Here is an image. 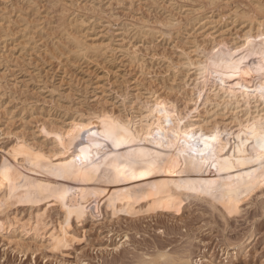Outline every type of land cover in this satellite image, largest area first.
I'll list each match as a JSON object with an SVG mask.
<instances>
[{"label":"rangeland","instance_id":"1","mask_svg":"<svg viewBox=\"0 0 264 264\" xmlns=\"http://www.w3.org/2000/svg\"><path fill=\"white\" fill-rule=\"evenodd\" d=\"M218 1L0 0V160L1 149L18 136L57 153L56 159L61 149L42 125L65 130L79 115L91 117L102 109L139 119L148 132L162 119H152L157 103L187 113L191 130L217 135L211 142L216 150L231 148L239 127L233 112L242 103L221 106L217 97L223 92L214 93L228 77L251 88L259 81L253 61L259 54L258 73L264 70V41L256 39L264 35V0ZM69 32L106 48L79 53ZM202 65L214 68L220 80L211 71L202 76ZM85 136L84 143L67 139L66 152L87 146ZM9 161L11 171L27 175L25 181L65 183ZM157 167L146 179L178 177L177 169ZM209 171L214 168L204 170ZM93 185L111 187L106 181ZM7 187L0 182V264H157L161 253L184 252L191 253L193 264L198 259L200 264H264L259 189L231 215L210 198L193 194L168 204L148 198L114 210L103 205L74 220L67 246L55 248L50 234H59L61 208L48 198L6 201ZM16 219L28 224L26 230L16 229Z\"/></svg>","mask_w":264,"mask_h":264},{"label":"bare ground","instance_id":"2","mask_svg":"<svg viewBox=\"0 0 264 264\" xmlns=\"http://www.w3.org/2000/svg\"><path fill=\"white\" fill-rule=\"evenodd\" d=\"M217 1L218 0H212V3L216 4ZM261 8L263 9V7ZM176 25L177 24H175V26ZM204 26L205 25H203V27ZM66 34L69 35L70 40H72V43L79 53L86 54L90 52H102L106 48L101 45L88 43L83 36L76 35L77 33L75 34L69 32ZM121 52L126 54L128 49H122ZM188 58H190V56ZM255 58L256 63H253L255 67L257 66L255 68V78L257 77L259 80L264 79V70L258 73V71H260L258 69V65L261 62L259 54ZM192 64L194 63H189V65ZM209 71H211V73L216 76V70L214 68H210ZM219 83L221 86L218 88V91L214 93V95L217 97L221 91L223 92V94L217 97L218 104L221 106L224 105L227 108H229V106L234 103L240 104L238 102V94H234L236 93L235 85L237 82H234L230 77H228V82ZM238 84L251 88L244 82H239ZM215 90L216 89L211 91L214 92ZM220 97H222L221 102L219 100ZM252 100L255 101L256 97H252ZM225 107L222 108L225 109ZM238 107L239 106L235 107V109H238ZM240 107V110L233 112L234 119L236 120L235 123L237 122L238 126L242 122L241 113L246 111L243 104H240ZM118 115H116L115 112L111 113L102 109L99 112H94L91 117L85 118L83 115H79V117L72 120L67 129L66 127L63 128L65 130H62V128L52 129L47 126L48 123L47 125H42V128H40L42 129L41 131L52 136L61 149L60 155L56 159L54 157L58 155L57 153V155L54 153L53 155L49 151H45L43 148H36L34 147L36 145H32L26 140V138H20L19 136L9 147L1 149L4 154L0 160V182L3 185L5 184L8 186V194L5 196L6 201L18 199L22 200V202H28L32 199L48 198L51 200V202L61 208L63 217L60 221L59 234L54 232L50 234L55 248H60L65 245V243H67L68 239L71 238L70 229L72 227L73 221H80L84 219L90 209L100 211L104 205L111 210H114L117 206H131L136 202L139 203L140 200L148 198H155L157 201L163 204H168L171 203L176 197H180L182 194L190 195V193L184 189L177 187V185L186 181L217 180L221 184L227 183L231 185L238 182L237 178H240L239 183L241 184L247 180L245 175L247 165L240 164L238 166L235 163V161L242 160L245 154L249 151V145L247 143L240 144V140L243 139V137L239 136L238 126V129L235 128L237 132L234 133L235 135L233 136H236V140H234L231 148L226 149L225 147L222 148L221 146L216 150L217 166L214 168V171H212L214 172L213 174H211V171L208 172L209 174H205L204 170L196 171L191 169L187 172H183V158L177 160L175 157H168L166 154L159 157L149 155V151L155 153L156 149L154 146L147 143L144 145V154H140L139 151L132 152L131 150H126L125 145H121L119 148L111 147L114 150H112L114 155L110 159L108 154V159L103 161V167H92L87 172L81 171L80 165L75 162V158L72 156L73 152L70 154L66 152L68 149L66 145L67 139L81 141L80 137L82 134H84V143L86 141L85 135L94 129L96 125H100L99 132L104 131L103 117L108 116L114 120L124 119ZM17 135L18 134H16V136ZM9 160L16 162L17 165L19 164L21 167L27 170H31L35 173L43 175L50 174L52 176V170L55 168L59 170V172L65 177L63 179L65 183H51L38 177L25 181V177L27 176L25 173H22L23 176L21 177L16 172L10 170V165L12 164ZM157 166H159L161 169L167 168V170L170 167L177 169L176 174L178 177L172 178L171 180L146 179L145 176L157 170ZM217 169H219V171ZM134 170L137 172V175L134 174ZM228 175L232 176L231 181H227L226 178ZM53 176L55 177V175ZM56 178H58V176H56ZM105 178H107V180ZM96 181L109 182L111 187L94 186L93 182ZM252 194L244 197L238 204L232 205L231 213L238 211L240 208V203ZM60 197H63V199H60ZM2 201L3 200L0 198V205ZM218 204L225 211L229 212V209L225 208L222 203ZM69 210H71V213H69ZM15 224L17 225L16 229L24 230H26L28 225L27 223L21 222L19 219H16ZM33 229L36 233H39L40 231L39 226L34 227ZM158 257V261H155L157 264H177L178 261L182 262V264H193L191 253L187 252L177 255L161 253ZM201 260L202 259H198L194 261V263L200 264Z\"/></svg>","mask_w":264,"mask_h":264},{"label":"snow or ice","instance_id":"3","mask_svg":"<svg viewBox=\"0 0 264 264\" xmlns=\"http://www.w3.org/2000/svg\"><path fill=\"white\" fill-rule=\"evenodd\" d=\"M256 39L264 41V35H259ZM253 63L256 61L254 60ZM200 74L207 77L209 69L206 65L200 67ZM214 79L220 80L218 75L214 76ZM220 82L223 83V81ZM234 94H238V102L242 103L246 109L241 113L242 122L239 125V136L243 137L240 144L247 143L249 151L242 160L235 161V163L238 166L240 164L247 165L245 172L247 180L241 184L239 183L240 178H237L238 182L231 185L221 184L217 180L186 181L177 185L178 188H182L194 196L207 197L216 203H222L225 208L229 209V215L232 214V205L238 204L256 189H259L260 195L264 197V79L259 80L251 89L238 84ZM252 97H256V100L253 101ZM152 111L154 113L153 121L156 120L157 115L162 119L148 132L142 129L139 119L114 120L108 116L103 117L104 131H89L87 146L76 145L73 150L72 156L75 158V162L80 165L81 171L87 172L92 167H103V161L108 159L110 147L119 148L121 145H125L126 150L139 151L140 154H144L146 143L156 149L155 153L149 151V155L159 157L166 154L177 160L183 158V172L190 169L210 170L217 166V145L211 143L217 140V135L191 130L189 125L185 124L187 113L181 114L174 109V106L157 103L152 105ZM83 135H81V143H83ZM99 141H103V143ZM76 149H78L79 155ZM217 170L219 171V169ZM51 174L60 179L65 178L55 168ZM105 179L107 180V178ZM226 179L231 181L232 176L228 175ZM3 229L4 224L0 222V231ZM65 246L67 245L65 244ZM177 264H182V262L178 261Z\"/></svg>","mask_w":264,"mask_h":264}]
</instances>
